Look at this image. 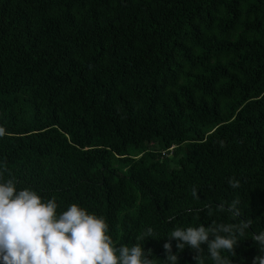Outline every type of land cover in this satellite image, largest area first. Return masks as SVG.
Listing matches in <instances>:
<instances>
[{
    "label": "trees",
    "instance_id": "trees-1",
    "mask_svg": "<svg viewBox=\"0 0 264 264\" xmlns=\"http://www.w3.org/2000/svg\"><path fill=\"white\" fill-rule=\"evenodd\" d=\"M0 129V177L103 217L113 246L165 264L174 227L247 223L222 255L252 264L264 0H0Z\"/></svg>",
    "mask_w": 264,
    "mask_h": 264
},
{
    "label": "clouds",
    "instance_id": "clouds-1",
    "mask_svg": "<svg viewBox=\"0 0 264 264\" xmlns=\"http://www.w3.org/2000/svg\"><path fill=\"white\" fill-rule=\"evenodd\" d=\"M229 184L238 187L233 179ZM57 208L55 198L45 201L35 190L18 189L13 179L0 177V264H153L144 244L113 246L103 217L75 203L59 213ZM247 227V223L174 227L167 237L169 242L163 245V260L165 264H178L171 244L175 240L176 250L187 247L196 253V264H203L202 245H206L212 264H230L222 253L233 251L237 243L234 233L242 235ZM152 235L153 230L148 228L144 236ZM253 241L259 255L252 264H264V231L254 234Z\"/></svg>",
    "mask_w": 264,
    "mask_h": 264
}]
</instances>
